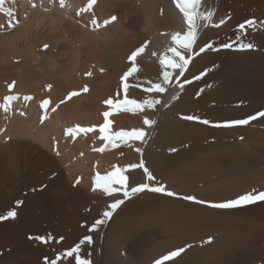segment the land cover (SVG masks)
Wrapping results in <instances>:
<instances>
[{
    "label": "bare ground",
    "instance_id": "1",
    "mask_svg": "<svg viewBox=\"0 0 264 264\" xmlns=\"http://www.w3.org/2000/svg\"><path fill=\"white\" fill-rule=\"evenodd\" d=\"M88 4L29 0L22 7L27 22L19 30L40 35L38 42L24 53L0 59L1 72L11 74L5 78L15 76L6 87L0 76V105L15 95L19 98L10 106L26 104L27 113L23 118L20 108L19 119L10 121L9 135L4 136L11 137V152L0 157V216L9 210L17 213L14 219L0 220V264H46V258L47 264H75L65 253L86 236L92 243L81 245L80 255L91 264H155L180 248L184 251L164 264H264V201L231 209L210 206L264 191V117L244 126H213L264 111V0H203L199 11L211 10L214 23H225L199 29L193 52L206 43L213 49L195 56L183 77L177 69L162 94L143 89L150 86L147 81L162 83L159 58L172 46L171 35L186 31L173 1L96 0L82 12ZM113 16L117 19L104 26ZM9 18L0 10L1 20ZM93 19L101 26L93 25ZM249 20L256 21V28L241 32L239 26ZM249 42L253 49L237 50L239 43ZM225 43L233 48H224ZM142 45L147 47L137 58V73L126 81L125 94L121 78L131 66L129 56ZM177 78L192 82L181 91ZM72 92L78 95L67 99ZM125 95L161 103L135 114L105 103L111 98L122 104ZM29 96L33 99L24 103ZM45 99L50 101L48 112L41 109ZM106 111L111 113L108 135L138 129L146 132L143 141L108 146L99 131ZM145 118L155 124L146 126ZM74 126L93 131L65 138ZM141 160L156 179L146 181L142 169L131 170L126 173L129 190L148 182L176 195L144 191L132 196L90 231L109 204L123 199L122 191L110 196L102 188L93 191L96 175ZM49 234L53 238L47 242L33 239Z\"/></svg>",
    "mask_w": 264,
    "mask_h": 264
},
{
    "label": "snow or ice",
    "instance_id": "2",
    "mask_svg": "<svg viewBox=\"0 0 264 264\" xmlns=\"http://www.w3.org/2000/svg\"><path fill=\"white\" fill-rule=\"evenodd\" d=\"M96 0H89V4L86 8L81 9V11H88L91 9L92 5L95 4ZM203 0H173V3L175 4L176 8L182 13L184 17V21L186 24V31L184 33L175 32L171 35V42L172 46L168 47L165 51V53L160 56L159 63L161 67L164 69L162 72V83H152L151 81H147L146 83L150 84L149 87L144 88V92L146 93H164L167 90V85L171 83V80L173 78V74L178 69V77H183L185 71L188 69V66L192 59H194L195 56L200 55L201 53H204L208 50L213 49V45L211 43H206L203 47H200L198 51L193 52V46L196 43L198 37H199V29L203 26L205 28L211 26L214 28H219L221 25L225 23L223 19L219 21V23L213 22L214 12L211 10H208L207 13L200 12L199 9L202 6ZM4 0H0V5H3ZM61 5L63 6V0H61ZM33 7H35V4H33ZM79 14V13H78ZM7 15L9 17L13 16V13L11 10H7ZM117 17L113 16L110 20L104 21V26H106L108 23H111L115 21ZM204 21V24H198L197 21ZM19 23L18 20L13 21L10 20L8 26L9 27H15ZM92 24L95 25L97 28L101 25L97 24V21L95 19L92 20ZM256 21L249 20L246 22V24H241L239 26V30L241 32H245L246 29H255L256 28ZM261 27H264V25H261ZM147 45H142L139 48H137L135 51L131 53L129 56V61L131 62V66L129 69L123 74L122 76V82H125L123 84L125 94L127 93V90L129 88V84L126 83L128 81L129 77L134 76L138 71V66L136 64L137 58L141 56L145 52V48ZM224 48L231 49L233 48L232 43H225L223 45ZM255 47V45L251 42L249 43H239L237 50L244 51V50H251ZM45 48H47V45H45ZM183 49V52L181 51ZM184 52H187L188 55L185 56ZM170 54V55H169ZM152 56H156V52L151 53ZM168 69H171L172 71H169ZM89 75H91L89 73ZM201 75H204L202 73ZM201 76H196L194 79H200ZM191 80L185 79L183 82L177 78V87L182 91L184 88V85L187 83H191ZM139 87L140 85H135ZM13 85H9V90ZM48 88H51V85H48ZM83 91L87 92L88 89L85 87ZM78 95L77 92H72L69 94L67 99H71L72 97ZM17 96H7L5 100L8 102L5 105H0V108H3L5 112L9 111L10 102L13 100L18 99ZM176 98V97H174ZM26 100L31 99V97H25ZM50 101L48 99L43 100L41 107L44 109H47L49 106ZM61 103H64V101H61ZM105 103L109 106L115 107L118 111L123 110L129 113L135 114L138 111H143L145 108H154L156 105L160 104L161 101L159 99L155 98H145L142 101H137L135 99H128L125 95V99L123 100V103L115 102L113 99H108L105 101ZM56 107H59L57 105ZM56 108H53L52 111H55ZM111 115L110 112L106 111L103 113V116L105 118V124L100 127L99 131L101 133H106L109 124H108V117ZM264 117V111L258 112L255 115L248 116L247 118L243 119H234L225 121L222 124H215L214 127H235V126H244L248 125L251 121L256 120L258 118ZM183 119L190 120V121H198L200 123H203L205 125L211 124V121L204 119L201 120L199 117L196 116H185ZM143 123L146 126L151 127L155 124V121L148 120L147 118L144 119ZM72 130H69L68 134H71ZM78 131L88 133L93 131L92 128H86V129H79ZM146 132L143 130L134 129L132 131H120L119 133H116L114 135H103L102 139L107 141L108 146L110 147H118V142H124L127 143L130 139L140 140L143 141V138L145 137ZM100 151H104L103 148L100 149ZM137 151H140L137 149ZM174 151V149H173ZM135 169H142L143 174L146 181H154L156 177L151 173V171L145 166L143 160L140 161L138 164H131L126 166L125 168L121 169L119 167H115V170L109 173L106 176H100L99 174L95 177V186L93 187V191H96L97 188H102L103 192L106 195H112L114 191H122L123 199H117L114 203H111L108 205V210H105L102 213V218L97 219L95 223L92 225L90 231H94L96 228H98L100 225H103L106 223L107 220L111 219L113 213L118 209L122 204H124L126 199H130L132 196H135L137 194L143 193L144 191H150L153 193H161L167 196H174L176 193L172 191H168L164 186H153L148 182L144 183H138L132 186L129 190V181L131 177L129 175H126V173H129L131 170ZM77 183H79V180H77ZM120 185V189L113 188V185ZM183 199L193 201L195 203H205V201L197 200L194 196H185L182 197ZM257 201H264V191H261L259 193H253L249 192L247 194H244L240 196L237 199L230 200L223 203H216L210 205L211 207L220 208V209H231L240 207L247 204H252ZM20 203V202H18ZM17 213L15 210H9L7 211L3 216H0V220L3 219H14L16 217ZM31 238V237H30ZM53 237L51 234H49L48 237H34V239L40 240L41 242H47L51 240ZM62 239V238H61ZM85 242L88 244L92 243V237L86 236L84 237L79 244H77L75 247L71 248L69 251L65 253L67 257H73L75 260V264H91V261L82 258L80 255L81 252V245H83ZM184 251L183 248L177 249L176 251L170 252L169 254L163 256L161 259L157 260L155 264H164L165 261L171 260L177 256H179ZM46 264H47V258H46ZM52 264H55V261H52Z\"/></svg>",
    "mask_w": 264,
    "mask_h": 264
},
{
    "label": "rangeland",
    "instance_id": "3",
    "mask_svg": "<svg viewBox=\"0 0 264 264\" xmlns=\"http://www.w3.org/2000/svg\"><path fill=\"white\" fill-rule=\"evenodd\" d=\"M28 1L29 0H23V1H21V0H11L9 2V0H6V1H4L3 5H0V10L1 11H4V12L7 13V10H11L12 13H13V16L10 17L9 19H3V20L0 19V59L1 60H2V58L4 56H9L10 54H14L15 55V54H18V53H24L26 50H28L29 48H31L34 44H37V42H38V39H39L40 35H36V33H30V34L26 35L25 32L19 30V29H23L22 27L27 22V18L23 15V12H22L23 8L22 7H23V4L28 3ZM20 2H22V3H20ZM7 4H8V6H7ZM73 11L77 13V7L74 6ZM10 20H13V21L18 20L19 23L15 27H9L8 24H9ZM47 30H48V28H46V31ZM69 35L70 34H69V31H68V32H66L64 37L68 38ZM78 47H80V46H78ZM45 49H47V48H45ZM14 63L17 64V61L15 60ZM2 65H4V63ZM29 66L31 68L32 64L29 63ZM92 68H94V65H92ZM1 71L2 70H0V76H2V78L4 77V81L6 83L4 82L5 84L3 83V85H4V87H6L7 84L10 83L15 78V76H13V77L9 76V77H12V78H8L7 79V78H5V76L11 75V74L10 73L9 74L6 73V71H4V73H2ZM14 71L16 72V69ZM9 96H11V95H9ZM3 100H4V98L1 99V103L4 102ZM22 100H23L24 103L27 101L25 99V97ZM2 105H5V104H2ZM20 108H23L22 112L26 113V111H25L26 104H22V105H19V106L12 105V106L9 107V111H7V112H5L3 110V108H0V124H1V121H2V124H1L2 126L0 125V127H1L0 128V134H1L0 137L2 136V138H0V140H1L0 144H2V143L4 144V145L2 144L3 146L0 145V152H2V153H0V154H2V155H0V157H2V158H3L4 154H6V153L8 154L9 152H11L9 147L7 146V143L10 142L11 137L4 136V135H9L8 132H7L9 130H7V129L10 128L11 125H9V124L10 123L12 124L13 119L14 120H15V118L19 119L18 115H16V114H17V111H18V114L20 113V111H19ZM24 113H22V114L20 113V115L23 118H25L27 116V113H26V115H24ZM45 116L46 115H44L43 117L40 116L42 118V121H44L46 119ZM34 118H36V116ZM38 119H40L39 118V114H38ZM10 121H12V122H10ZM64 135H65V138H69L70 137V136L67 135L66 132L64 133ZM48 139L51 142V144L53 145L54 144L53 136L49 135ZM77 147L78 146H76V148ZM77 157H80V155L79 154L76 155L73 158V160L75 158H77ZM33 239H34V237H33ZM37 242H39V241L37 240ZM122 254L125 255V253H122Z\"/></svg>",
    "mask_w": 264,
    "mask_h": 264
}]
</instances>
